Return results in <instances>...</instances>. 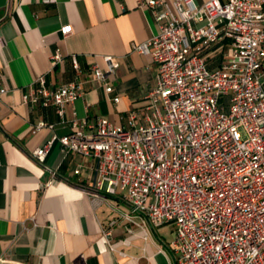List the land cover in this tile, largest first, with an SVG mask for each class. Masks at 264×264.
Segmentation results:
<instances>
[{"label":"built area","instance_id":"obj_1","mask_svg":"<svg viewBox=\"0 0 264 264\" xmlns=\"http://www.w3.org/2000/svg\"><path fill=\"white\" fill-rule=\"evenodd\" d=\"M139 4L159 29L132 46L157 68L145 113L131 112L126 126L100 118L89 127L73 119L69 134L54 135L32 156L44 164L58 142L64 154L94 159L96 191L120 198L152 227L175 226L177 264H264V0ZM60 32L67 38L73 28ZM224 42L230 45L225 62L210 69L207 51ZM62 60L57 50L53 65ZM103 61L105 68L96 64L91 74L111 95L120 63L113 56ZM2 75L0 68V96L7 92ZM36 84L24 103L53 106L67 123L82 83L54 89L41 76ZM55 127L40 121L33 132Z\"/></svg>","mask_w":264,"mask_h":264},{"label":"crops","instance_id":"obj_2","mask_svg":"<svg viewBox=\"0 0 264 264\" xmlns=\"http://www.w3.org/2000/svg\"><path fill=\"white\" fill-rule=\"evenodd\" d=\"M139 2L0 0L1 83L7 88L0 96V264H177L171 247L175 226L152 227L120 198L96 191L94 159L64 154L58 142L44 164L32 156L54 135L69 134L73 119L89 127L100 118L126 126L131 112L145 113L157 68L132 46L151 40L159 29L152 11ZM66 25L73 33L63 38ZM229 46L207 51L210 69L222 66ZM57 50L63 60L53 65ZM104 56L120 63L111 95L91 74L96 64L105 68ZM41 76L54 89L82 83L84 94L68 107L67 123L53 106L24 103ZM40 121L56 127L34 133Z\"/></svg>","mask_w":264,"mask_h":264},{"label":"rangeland","instance_id":"obj_3","mask_svg":"<svg viewBox=\"0 0 264 264\" xmlns=\"http://www.w3.org/2000/svg\"><path fill=\"white\" fill-rule=\"evenodd\" d=\"M230 98L229 97H226V101L229 102Z\"/></svg>","mask_w":264,"mask_h":264}]
</instances>
